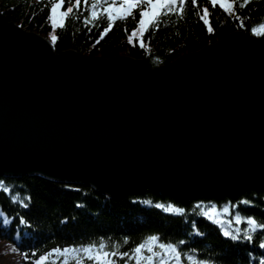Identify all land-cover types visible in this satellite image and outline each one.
Returning a JSON list of instances; mask_svg holds the SVG:
<instances>
[{"label": "water", "instance_id": "obj_1", "mask_svg": "<svg viewBox=\"0 0 264 264\" xmlns=\"http://www.w3.org/2000/svg\"><path fill=\"white\" fill-rule=\"evenodd\" d=\"M26 174L180 202L264 187V38L236 29L153 68L57 52L0 11V176Z\"/></svg>", "mask_w": 264, "mask_h": 264}, {"label": "trees", "instance_id": "obj_2", "mask_svg": "<svg viewBox=\"0 0 264 264\" xmlns=\"http://www.w3.org/2000/svg\"><path fill=\"white\" fill-rule=\"evenodd\" d=\"M51 2L0 0V11L8 21L49 40L51 35H56L53 47L57 52L74 49L104 58L128 55L144 59L153 68L213 43L236 29L264 38V33L257 35L252 31L264 24V0H249L243 7H240L243 0H235L230 13L218 5L213 7L209 0H197L196 5L186 0L182 14L177 10L163 16L158 27L145 32L142 38H133L131 43L129 36L137 26L139 10L132 17L117 20L101 39L100 33L108 23L106 14L86 22L94 0L87 3L82 0L80 9L66 19L65 26L55 30L48 20ZM68 6L66 0L64 8ZM106 6L102 0L98 15ZM205 7L209 9L212 31L200 19ZM0 184L10 189L7 193L0 190V264H33L39 255L57 248L82 249L99 246L101 242L106 245V251L130 253L153 236L158 242L173 244L182 264H264V247H261L264 229L251 232V240L245 238L249 218L264 224V187L248 188L233 197L199 196L180 202L152 189L111 198L88 185L70 184L77 188L73 190L66 183L28 174L0 176ZM12 197L19 199L14 202ZM157 204L163 207L157 208ZM168 206L174 210H168ZM225 231L230 235H223ZM233 235L237 239L233 240ZM59 260V257L55 260L49 257L47 264H57ZM83 260L85 264H94ZM74 263L76 257L66 262Z\"/></svg>", "mask_w": 264, "mask_h": 264}, {"label": "snow or ice", "instance_id": "obj_3", "mask_svg": "<svg viewBox=\"0 0 264 264\" xmlns=\"http://www.w3.org/2000/svg\"><path fill=\"white\" fill-rule=\"evenodd\" d=\"M88 0H84V3H87ZM102 0H94L91 4V13L90 16L86 19V22L96 21L106 14L107 18V26L104 28L103 32L100 33V38L103 37L112 29L113 24L117 20H125L129 17L134 15L135 10H139L138 15L139 19L137 21V26L133 29L131 35L129 36V42L131 43L133 38L139 36L143 37L145 32H148L153 27H158L159 23L161 22V18L163 16L168 15L172 12H177L178 14H182L184 11V7L186 4V0H104L107 4L106 7L103 8L101 13L97 12L98 6L101 4ZM192 5H196L197 0H190ZM235 0H209V3L216 7L217 5L219 8L223 9L225 12H232L233 11V3ZM249 2V0H243V3L240 4V7H243ZM66 0H52L51 7L49 11L48 20L51 23L53 30L57 28H63L65 26L66 19L73 14L74 10H79L82 0H68L69 6L65 9ZM203 15L200 16V19L206 24L209 25L208 17L210 15L209 9L207 7L203 8ZM208 31H212L211 26L209 25ZM252 31L260 35L264 33V24H261L258 28H253ZM50 40L52 44H55L57 40L56 35H51ZM99 41H97L98 43ZM141 47L144 46L143 40L140 41ZM0 190L4 192H9L10 189L2 184H0ZM13 201L15 202L18 200V197H12ZM150 203V202H146ZM27 207V204L23 205ZM157 208L163 207L162 205H155ZM168 210L172 211L171 206H168ZM178 211H183L179 209ZM8 221L5 220V223ZM237 222H239V218L237 217ZM21 223H25L23 219H21ZM247 224L249 225V229L245 231V238L248 240L252 239L251 232H254L259 229H264V224H258L257 221L254 219L249 218L247 220ZM225 236H229L230 233L225 231L223 233ZM233 240L237 239L235 235L231 237ZM157 243V237L153 236L148 238L147 241L141 243L136 248L132 250L131 256L129 253H120L116 250L113 251H106V245L101 242L99 246L89 245L83 247L82 249L76 248H64V249H54L52 252L39 255V257L33 262V264H47L49 257L52 255H59L65 258V264L67 261V257L70 254H76V264H82V260L86 258L87 260L94 261L95 264H116V260L113 257L119 256L120 259L124 257H129L131 259H135L136 264H140L142 260L152 261L154 256H157L158 253L153 251V245ZM159 247L164 251V256L171 254L177 260L180 259L179 253L175 246L172 245H165L160 244ZM261 247H264V243L261 244ZM147 249L151 255L144 256L143 252ZM12 251H16L15 248ZM83 253V256H80V253ZM32 255H36L33 253ZM191 260L192 258L189 257ZM161 264H163V257L161 258Z\"/></svg>", "mask_w": 264, "mask_h": 264}, {"label": "rangeland", "instance_id": "obj_4", "mask_svg": "<svg viewBox=\"0 0 264 264\" xmlns=\"http://www.w3.org/2000/svg\"><path fill=\"white\" fill-rule=\"evenodd\" d=\"M135 29V28H134ZM137 37H139V36H137ZM67 185H70V184H67ZM72 185H74V184H72ZM99 193V192H98ZM138 193V192H137ZM101 194V193H100ZM129 194V193H128ZM127 195V194H126ZM126 195H123V194H121V195H119V196H117V198H122V197H125ZM150 238V237H149ZM148 239H146L145 241H147ZM144 241V242H145ZM143 242V243H144ZM160 244H164V243H161V242H158L157 241V243L155 244V245H153V251L154 252H156V253H158V255L157 256H154L153 257V260L152 261H147V260H142L141 262H140V264H161V258L163 257V264H176V262L175 261H177L178 263L177 264H182L179 260H177L175 257H173L171 254H169V255H167V256H164V251L159 247V245ZM165 245H172V246H174L173 244H165ZM66 248H75V247H66ZM136 248V247H135ZM64 249V248H63ZM79 249H81V248H79ZM178 252V251H177ZM131 254H132V251L129 253V255L131 256ZM143 255L144 256H148V255H151V253H149L148 251H147V249H145L144 250V252H143ZM80 256H83V253L81 252L80 253ZM60 258V262L59 261H57V264H58V262H59V264H63V263H65V258L64 257H62V256H59V255H52V256H50V259L51 260H55L56 258ZM72 257H76V254L75 253H73V254H70L68 257H67V260L69 259V258H72ZM15 259H17V258H14L13 260H15ZM84 259H86V258H84ZM113 259H115L116 260V264H136V261H135V259H131V258H129V257H124L123 259H120L119 258V256H117V257H113ZM87 260V259H86ZM131 261V262H130ZM67 262V261H66ZM94 264H95V262L94 261H92ZM75 264V263H74ZM82 264H85V262H84V260H82ZM198 264H205V263H203V262H200V263H198Z\"/></svg>", "mask_w": 264, "mask_h": 264}, {"label": "bare ground", "instance_id": "obj_5", "mask_svg": "<svg viewBox=\"0 0 264 264\" xmlns=\"http://www.w3.org/2000/svg\"><path fill=\"white\" fill-rule=\"evenodd\" d=\"M115 198H117V197H115Z\"/></svg>", "mask_w": 264, "mask_h": 264}]
</instances>
